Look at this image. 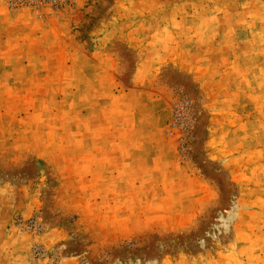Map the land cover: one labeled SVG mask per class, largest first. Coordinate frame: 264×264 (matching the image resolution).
Segmentation results:
<instances>
[{
  "label": "rangeland",
  "instance_id": "1",
  "mask_svg": "<svg viewBox=\"0 0 264 264\" xmlns=\"http://www.w3.org/2000/svg\"><path fill=\"white\" fill-rule=\"evenodd\" d=\"M7 222L18 264H264V0H0Z\"/></svg>",
  "mask_w": 264,
  "mask_h": 264
},
{
  "label": "built area",
  "instance_id": "2",
  "mask_svg": "<svg viewBox=\"0 0 264 264\" xmlns=\"http://www.w3.org/2000/svg\"><path fill=\"white\" fill-rule=\"evenodd\" d=\"M185 109L186 104H184L183 102L177 103L174 109L173 126L179 133L187 131L189 127L187 115L184 113ZM25 229H27L35 236H39L43 232V226L41 222L36 218L29 220L25 225ZM33 253L35 258H42L47 254L44 248H41L40 246H35Z\"/></svg>",
  "mask_w": 264,
  "mask_h": 264
},
{
  "label": "crops",
  "instance_id": "3",
  "mask_svg": "<svg viewBox=\"0 0 264 264\" xmlns=\"http://www.w3.org/2000/svg\"><path fill=\"white\" fill-rule=\"evenodd\" d=\"M190 178H196L195 174H189ZM17 232L14 227H10L9 223L0 224V264H10V262L15 263L17 260L12 259L13 256L16 254V248L14 246V233ZM4 237V242L2 243L1 240ZM31 254V252H30ZM20 264V263H19Z\"/></svg>",
  "mask_w": 264,
  "mask_h": 264
}]
</instances>
